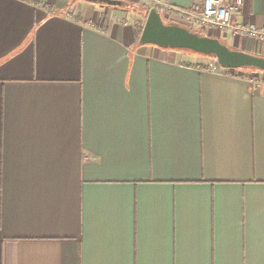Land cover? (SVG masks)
<instances>
[{"label":"crops","instance_id":"0c3cea01","mask_svg":"<svg viewBox=\"0 0 264 264\" xmlns=\"http://www.w3.org/2000/svg\"><path fill=\"white\" fill-rule=\"evenodd\" d=\"M118 1L0 0V264H264V73L141 45L152 0Z\"/></svg>","mask_w":264,"mask_h":264},{"label":"water","instance_id":"95a60500","mask_svg":"<svg viewBox=\"0 0 264 264\" xmlns=\"http://www.w3.org/2000/svg\"><path fill=\"white\" fill-rule=\"evenodd\" d=\"M109 7H122L118 0H81ZM139 44L152 45L161 49L189 51L213 57L224 70H256L264 72V58L231 49L219 39L201 36L179 24H166L156 8H152L143 27Z\"/></svg>","mask_w":264,"mask_h":264},{"label":"built area","instance_id":"2783aa9c","mask_svg":"<svg viewBox=\"0 0 264 264\" xmlns=\"http://www.w3.org/2000/svg\"><path fill=\"white\" fill-rule=\"evenodd\" d=\"M153 8L162 9L163 16L176 13L171 8H164L161 0H152ZM243 0H205L200 13L192 11L181 12L180 14L194 26L206 30L209 34L219 35L231 32L236 38L252 39L264 44V27L256 25H232L231 19L242 11ZM234 74L233 70H228Z\"/></svg>","mask_w":264,"mask_h":264},{"label":"rangeland","instance_id":"374dc122","mask_svg":"<svg viewBox=\"0 0 264 264\" xmlns=\"http://www.w3.org/2000/svg\"><path fill=\"white\" fill-rule=\"evenodd\" d=\"M87 4H93V3H87ZM93 5H95V6H102V4H98V3H95V4H93ZM145 9V8H144ZM143 9V10H144ZM148 16V15H147ZM163 19H164V22L166 23V24H179L180 26H182V27H185V28H187V29H189L190 31H192V32H195V33H200L201 35H204V36H207L208 34H209V32L208 31H205V30H203V29H200V28H198V27H196V26H194V25H192L188 20H187V18H185V17H183L180 13H173V14H170L169 16H163ZM212 34H215V33H212ZM220 39V41L223 43V44H225V45H227V46H229L231 49H235V47L233 46V44H232V40H226V39H224V38H219ZM180 52H186V53H188V54H193L192 52H189V51H180ZM206 57V56H205ZM213 61H215L214 59H213ZM216 62V61H215ZM240 71H243L241 74L243 75V76H247L246 74H249V71L248 70H240ZM257 73V72H256ZM236 74H240V73H236ZM260 74V73H259Z\"/></svg>","mask_w":264,"mask_h":264},{"label":"trees","instance_id":"16d2710c","mask_svg":"<svg viewBox=\"0 0 264 264\" xmlns=\"http://www.w3.org/2000/svg\"><path fill=\"white\" fill-rule=\"evenodd\" d=\"M138 9H139V11H142L143 10V7H139ZM149 12H150V9H147V15L149 14ZM142 30H143V25H141L140 28H139V34L142 33ZM198 34L201 35L200 33H198ZM201 36H204V35H201ZM207 58H211V59H214L215 60V58H213V57H207ZM248 71H253V72H257V73H264V72H258L256 70H250V69H248ZM240 76L241 77H246V76H242V75H240Z\"/></svg>","mask_w":264,"mask_h":264}]
</instances>
